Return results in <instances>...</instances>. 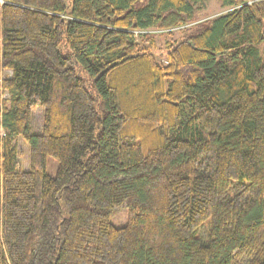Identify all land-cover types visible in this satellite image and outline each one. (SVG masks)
Segmentation results:
<instances>
[{
  "label": "trees",
  "instance_id": "16d2710c",
  "mask_svg": "<svg viewBox=\"0 0 264 264\" xmlns=\"http://www.w3.org/2000/svg\"><path fill=\"white\" fill-rule=\"evenodd\" d=\"M207 1L0 0V264H264V0Z\"/></svg>",
  "mask_w": 264,
  "mask_h": 264
},
{
  "label": "rangeland",
  "instance_id": "374dc122",
  "mask_svg": "<svg viewBox=\"0 0 264 264\" xmlns=\"http://www.w3.org/2000/svg\"><path fill=\"white\" fill-rule=\"evenodd\" d=\"M226 12L225 9L220 7L219 2L216 0H209L205 3L204 9L200 11L197 15V20H204L207 18L214 17L216 15L222 14ZM159 41V46H164L163 44L166 41V36H160L157 38ZM9 72H4L3 76H9ZM5 94L2 95V98H5ZM42 125V113L37 110L33 112L32 120H31V132L39 133ZM0 135H2V130H0ZM18 148L21 152L20 163L24 170L29 168V148L26 143H24L21 139L18 140ZM57 168V162L52 158H48L47 160V173L50 175H54ZM109 221L115 227H122L126 224L127 221V209L119 208L111 212ZM204 233V228L199 231V233Z\"/></svg>",
  "mask_w": 264,
  "mask_h": 264
}]
</instances>
